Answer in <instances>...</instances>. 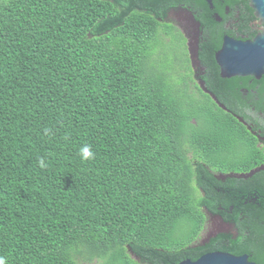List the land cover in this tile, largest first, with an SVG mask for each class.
Returning a JSON list of instances; mask_svg holds the SVG:
<instances>
[{
	"label": "trees",
	"instance_id": "obj_1",
	"mask_svg": "<svg viewBox=\"0 0 264 264\" xmlns=\"http://www.w3.org/2000/svg\"><path fill=\"white\" fill-rule=\"evenodd\" d=\"M195 1L0 0L6 264H180L214 251L194 245L199 208L217 211L201 161H231L241 123L174 95L151 60L169 10Z\"/></svg>",
	"mask_w": 264,
	"mask_h": 264
},
{
	"label": "flooded vegetation",
	"instance_id": "obj_2",
	"mask_svg": "<svg viewBox=\"0 0 264 264\" xmlns=\"http://www.w3.org/2000/svg\"><path fill=\"white\" fill-rule=\"evenodd\" d=\"M202 2L208 9L198 0L171 8L166 22L176 23L170 20L174 15L188 41L190 93L211 100L216 110L237 119L241 140L222 150L231 161L211 167L210 156L203 155L201 163L217 183L208 182L202 196L207 204H216L217 211L208 206L199 208L200 234L206 231L207 222L211 228L202 238L199 234L194 245L209 247L214 250L211 253L244 257L249 264H264V73L259 78H223L216 60L226 40L254 41L262 34L263 25L249 0H211L210 5ZM243 111L251 122L243 117Z\"/></svg>",
	"mask_w": 264,
	"mask_h": 264
},
{
	"label": "rangeland",
	"instance_id": "obj_3",
	"mask_svg": "<svg viewBox=\"0 0 264 264\" xmlns=\"http://www.w3.org/2000/svg\"><path fill=\"white\" fill-rule=\"evenodd\" d=\"M170 20H174L176 23L171 21L164 23L158 31L159 34L156 36V47L152 50V63L156 66L158 75L168 84L170 92L172 91L174 95L183 96V93L186 92L196 99H201L196 94L190 93L191 90L188 79V71L190 69L188 41H186L185 37L180 32V23L175 19L174 15H171ZM196 105L200 106L201 104L197 103ZM247 152L249 153L246 149V153ZM210 228L211 225L207 222L205 226L206 231L200 234V238H202L203 234H207ZM178 235L182 237L184 241L186 240V230L182 231L181 234L180 231H178ZM132 257L139 260V258L134 255H132ZM98 260L99 262H96ZM115 262L116 261L110 257L107 259H95L92 264H115Z\"/></svg>",
	"mask_w": 264,
	"mask_h": 264
},
{
	"label": "water",
	"instance_id": "obj_4",
	"mask_svg": "<svg viewBox=\"0 0 264 264\" xmlns=\"http://www.w3.org/2000/svg\"><path fill=\"white\" fill-rule=\"evenodd\" d=\"M211 3V0H205ZM256 18L263 25L262 34L254 41L236 43L226 40L216 54L223 78L254 75L256 78L264 73V0H249ZM180 264H249L244 257L238 258L223 253H210L197 260L186 259Z\"/></svg>",
	"mask_w": 264,
	"mask_h": 264
},
{
	"label": "clouds",
	"instance_id": "obj_5",
	"mask_svg": "<svg viewBox=\"0 0 264 264\" xmlns=\"http://www.w3.org/2000/svg\"><path fill=\"white\" fill-rule=\"evenodd\" d=\"M47 131V129H46ZM80 155L83 160H91L94 159L95 154L91 151V146L90 145H84L80 149ZM41 167H44V162L41 160L40 162ZM0 264H6L5 258L0 257Z\"/></svg>",
	"mask_w": 264,
	"mask_h": 264
}]
</instances>
